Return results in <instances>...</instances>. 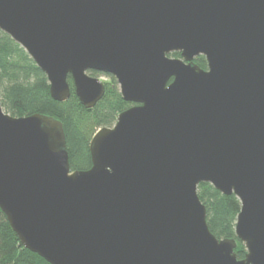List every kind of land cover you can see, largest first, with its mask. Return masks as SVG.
Listing matches in <instances>:
<instances>
[{"label":"water","instance_id":"1","mask_svg":"<svg viewBox=\"0 0 264 264\" xmlns=\"http://www.w3.org/2000/svg\"><path fill=\"white\" fill-rule=\"evenodd\" d=\"M0 30L54 99L70 74L95 106V70L133 102L72 169L63 122L0 94V208L25 247L51 264H264V0H0ZM201 182L240 199L244 258L209 228Z\"/></svg>","mask_w":264,"mask_h":264},{"label":"trees","instance_id":"2","mask_svg":"<svg viewBox=\"0 0 264 264\" xmlns=\"http://www.w3.org/2000/svg\"><path fill=\"white\" fill-rule=\"evenodd\" d=\"M171 56H180L172 52ZM195 63L207 68L204 55ZM96 76L100 72L89 70ZM104 96L91 108L86 107L75 92L71 75H68L71 93L67 100L51 96L48 78L27 51L9 34L0 30V94L4 109L24 116L35 112L52 115L61 120L66 134L67 150L72 169L92 166L90 141L98 128L112 126L120 112L133 102L123 98L115 76L107 74ZM198 194L207 208V222L218 238H236L238 258L247 252L245 244L237 238L235 227L241 210V201L235 193L224 194L209 182L198 185ZM0 264H51L38 253L25 247L0 208Z\"/></svg>","mask_w":264,"mask_h":264},{"label":"rangeland","instance_id":"3","mask_svg":"<svg viewBox=\"0 0 264 264\" xmlns=\"http://www.w3.org/2000/svg\"><path fill=\"white\" fill-rule=\"evenodd\" d=\"M96 76H98L101 80H103V81H106V80H108L109 79V77H108V75L106 74V73H99L98 75H96Z\"/></svg>","mask_w":264,"mask_h":264},{"label":"flooded vegetation","instance_id":"4","mask_svg":"<svg viewBox=\"0 0 264 264\" xmlns=\"http://www.w3.org/2000/svg\"><path fill=\"white\" fill-rule=\"evenodd\" d=\"M101 73H103V72H101Z\"/></svg>","mask_w":264,"mask_h":264}]
</instances>
